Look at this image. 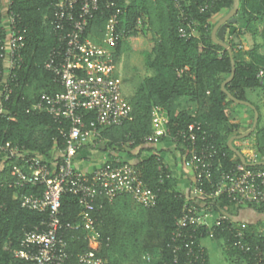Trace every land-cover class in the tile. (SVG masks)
Returning <instances> with one entry per match:
<instances>
[{
  "label": "trees",
  "instance_id": "obj_1",
  "mask_svg": "<svg viewBox=\"0 0 264 264\" xmlns=\"http://www.w3.org/2000/svg\"><path fill=\"white\" fill-rule=\"evenodd\" d=\"M117 2L123 9L119 29L124 35L113 53L114 62L127 46L143 54L145 65L152 74L138 82L134 93L128 98L133 110L132 118L120 126L99 127L100 135L97 138L103 142V149L118 151L123 145H126L123 150H131L130 153L132 150L138 151V147L151 146L154 149L155 144L143 143L142 140L155 130L154 110L162 109L169 117L167 126L172 136H176L179 130L186 129L191 123L200 122L219 148V160L222 162L220 170H231L241 160L228 146V140L233 135L249 130L254 121V110L250 107L253 115L249 126L235 121L236 113L229 107L237 104L221 86L231 74V58L228 51L212 38L218 17L232 8L234 0H182L186 5L187 21H195L200 34L199 37L189 39L178 33L181 20L173 0ZM240 2L238 20L228 26L225 38L233 49L236 62L235 76L226 88L235 97L251 102L259 112L255 130L245 139L255 137V149L261 156L260 161H264V0ZM205 3H208V7L202 11L201 6ZM12 7L20 16V23L23 28L26 27L27 33L20 67L8 79L12 91L7 100L5 95L1 97L5 113L0 118V148L11 142L24 148V158L38 155L50 164L54 160L56 141L60 147L64 145L63 128H67L69 123L60 124L45 109L36 111L32 107L43 93L52 94L64 90L54 73L45 67V62L58 44L57 33L51 24L55 11L52 0H14ZM110 14L111 11L101 4L89 23L87 35L101 39ZM2 18L3 14L0 13V55L4 52L2 46L8 35ZM244 30L251 32L255 38L254 46L249 50L239 47L241 42L238 35L233 37ZM181 69L183 72L179 75ZM185 97L195 102L197 108L192 111L183 108L182 100ZM93 118V114H87L85 122L89 124ZM178 142L184 144L182 139ZM236 147L241 150V147ZM160 164L156 154L142 160L138 159V155L135 156L134 166L140 171L143 182L157 194L156 205L144 207L129 195L118 196L113 202L98 198L99 202L104 201L105 204L102 210L94 213L101 221L99 229L102 238L97 241L86 239L83 229L67 232L71 264L76 263L80 252L88 250H95L111 264H125L126 259L136 264L172 262L173 252L168 245L189 195L176 187L168 168L164 173L166 177L161 181ZM14 165H22L25 169L28 167L22 158L0 159V185L11 180ZM248 167L264 168L262 165ZM222 171L216 168L214 181L220 179ZM206 188L210 189L208 183ZM43 190L42 185L9 187L5 184L1 188L0 264H28L26 259L16 257L14 251L21 248L27 231L37 226L43 227L49 213L23 207L22 199L25 195L39 194ZM221 198L229 201L225 196ZM61 201L62 222L80 221L78 196L65 193ZM131 201L141 206V218L138 219L137 215L131 219L121 213V209L126 210ZM129 224L134 225L135 230H130ZM140 224L145 225L142 235L138 233ZM237 226L234 221L223 226H201L198 228L197 245L202 244L203 237L211 234L215 239H223L231 255L239 258L237 264H240L239 260H243V264H264V237H255L247 226V242L251 249L244 252L233 246ZM206 264H209L207 252Z\"/></svg>",
  "mask_w": 264,
  "mask_h": 264
},
{
  "label": "built area",
  "instance_id": "obj_2",
  "mask_svg": "<svg viewBox=\"0 0 264 264\" xmlns=\"http://www.w3.org/2000/svg\"><path fill=\"white\" fill-rule=\"evenodd\" d=\"M173 1L180 14L179 35L187 39L199 37L196 22L186 19V5L182 0ZM13 3L14 0H0L2 23L8 31L2 46L4 52L0 55V118L5 113L1 97L5 95L7 100L12 91L8 79L20 67L27 33L26 27L23 28L20 23V16L12 7ZM101 4L111 14L103 36L97 40L87 35V30ZM52 7L55 16L51 24L57 33L58 44L45 62V67L54 73L64 90L52 94L43 93L32 109H45L60 124L69 123L67 128H63L64 145L60 147L56 141L54 160L50 164L38 155L24 158V148L11 142L0 148L3 157L22 158L28 165L27 169L22 165H14L11 180L2 183L0 191L5 184L9 187L44 186L43 192L25 195L22 199L23 207L49 213L43 227L37 226L27 231L21 248L14 251L16 257L26 259L28 264H71L66 239L69 231L83 229L86 239L97 241L102 238L99 229L101 221L94 213L102 210L105 204L104 201L99 202L98 198L113 202L118 196L129 195L147 208L155 206L157 202V194L146 187L140 171L134 164L120 157L113 161L107 160L90 172L79 169L75 164L77 154L89 140L100 135L99 127L120 126L132 118V106L116 75L113 55L124 35L119 29L123 9L117 0H52ZM207 7L208 3H205L201 10ZM182 72L183 69L179 70V75ZM87 114L94 116L89 124L85 122ZM154 123L153 134L145 136L143 143L157 145L162 137L172 136L171 130L163 122L162 109L154 110ZM172 137L184 142V164L193 171L195 180L168 245L173 252L170 264H206V249L202 244L197 245L198 228L207 226L205 217L200 213L198 199L225 196L230 203L240 207L260 206L264 204V168L253 169L240 162L229 171L220 170L222 162L219 160V148L198 121L179 130ZM94 144L98 145L97 142ZM159 159L160 179L163 181L168 167ZM249 161L254 162L252 159ZM216 168L222 171L218 181H214ZM207 183L209 190L206 188ZM65 193L78 196L81 207V220L78 222L63 223L61 220V198ZM231 222L229 214L223 213L215 224L223 226ZM247 226L246 223H240L234 230L233 246L244 252L251 249L247 242ZM75 264L111 263L95 250H88L77 255Z\"/></svg>",
  "mask_w": 264,
  "mask_h": 264
},
{
  "label": "crops",
  "instance_id": "obj_3",
  "mask_svg": "<svg viewBox=\"0 0 264 264\" xmlns=\"http://www.w3.org/2000/svg\"><path fill=\"white\" fill-rule=\"evenodd\" d=\"M224 14L225 13L221 14L218 18H220ZM237 35L241 42V47L244 46L245 50L253 48L255 38L251 32L244 30L243 33H237L233 37H236ZM150 72L152 74V71ZM182 107L192 111L197 108V104L191 101L189 97H185L182 100ZM248 107L249 106H247V108L245 109L244 107H242L241 104H231L229 107L232 111L236 113L235 121L243 123L244 126H249L251 122H249V118L250 116L252 118L253 115L252 111L250 110L251 107ZM162 118L163 122L167 124L169 117L164 110H162ZM252 138L253 144H255V137ZM91 141L92 143H89ZM91 141H89L88 144H86V146L76 156L75 164L76 167H78L79 169L90 172L104 164L107 160L115 159L117 157H120L124 161L134 164L135 156L137 155L138 159L142 160L148 159L152 154H156L166 163L168 169L172 174L173 179L175 180L176 187L190 196L195 180L194 173L184 164L185 145L174 140L171 135L162 137L160 143L157 144L154 149H152L151 146L143 148L138 147V151L132 150L131 153V150H123V148L125 149L126 146L118 148V151H109L103 149V142H101V144L99 143L98 147V145L95 146L94 144L96 142H93V140ZM235 144L237 145L236 141ZM255 153L258 155L256 150L254 151V154ZM246 157L248 158V160L252 159L254 162L261 160V156L259 155L254 157L253 154H248L246 155ZM2 158L3 153L0 151V159ZM219 198L220 197H217L215 199H198L200 213L205 217L204 219L208 227L213 226L216 220L223 213H227L231 217L232 221H234L237 225H239L240 223H246L249 226V232H251V234H253L255 237H264V204L261 206L240 207L230 203L229 201H225V199L223 198ZM208 239L213 244H216L220 254H222L221 257L223 258L226 264H237V260L239 258L236 255H231V251L226 247L223 242V239L218 240L212 237L211 234H208L206 237L202 238L201 242L202 245L205 247L206 252L208 253L209 264H212V258L210 250L208 248Z\"/></svg>",
  "mask_w": 264,
  "mask_h": 264
},
{
  "label": "rangeland",
  "instance_id": "obj_4",
  "mask_svg": "<svg viewBox=\"0 0 264 264\" xmlns=\"http://www.w3.org/2000/svg\"><path fill=\"white\" fill-rule=\"evenodd\" d=\"M241 49L245 50V47L239 46ZM115 70H116V75L117 77L121 80L123 84V89H124V94L126 98L128 99L133 93L138 85V82H140L144 77L147 75L151 74L150 70L146 67L145 65V60L143 54L139 50H134L132 48H129L127 46L124 47L123 52L120 54V57L118 60L115 62ZM240 105V104H239ZM245 109L247 108L246 106H242ZM251 121V116L249 118V122ZM245 139V138H244ZM239 139L236 140L237 145L241 147V150H243L245 155H254V157L258 156L256 153L254 154L255 149V144H253V138H248V139ZM93 140V142H97L98 146L99 142L98 138L95 136L92 137L89 141ZM89 143H92L89 142ZM254 150V151H253ZM249 157V156H248ZM123 203V202H122ZM121 208V206H120ZM121 213L123 216H129V218L136 217L138 215V219L141 218V206L137 204L136 202L131 201V205L126 206V210L121 209ZM131 223V222H130ZM128 228L130 230H135L134 225L129 224ZM145 228L144 224H140L139 235L143 233ZM142 235V234H141ZM209 250L211 253V258H212V264H226L223 258L221 257L222 254H220L218 247L216 244H213L209 239ZM217 247V248H216ZM240 264H243V260H239ZM125 264H136V262H131L130 260L126 259Z\"/></svg>",
  "mask_w": 264,
  "mask_h": 264
},
{
  "label": "water",
  "instance_id": "obj_5",
  "mask_svg": "<svg viewBox=\"0 0 264 264\" xmlns=\"http://www.w3.org/2000/svg\"><path fill=\"white\" fill-rule=\"evenodd\" d=\"M240 0H234L232 8L223 16H221L217 23L214 25L213 30H212V38L213 41L222 47H224L231 58V64H232V71L231 74L222 82V90L228 95V97L233 100L237 104L241 105H246L251 107L254 110V121L252 124V127L247 130L244 133L238 134V135H233L229 140H228V146L232 151L236 153V155L240 158L241 162L245 164L246 166H264V161H256V162H250L244 152L240 149H238L235 145V141L238 139H244L248 137L256 128L258 119H259V112L256 110L255 106L246 100L239 99L235 97L228 89L226 88V85L232 81V79L235 76V71H236V62L234 58V53L231 45L226 42V32L228 29V26L231 24H234L238 20V11L240 8Z\"/></svg>",
  "mask_w": 264,
  "mask_h": 264
}]
</instances>
